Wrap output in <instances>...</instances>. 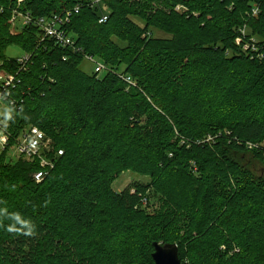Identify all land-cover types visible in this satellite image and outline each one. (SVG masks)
<instances>
[{
    "label": "trees",
    "instance_id": "1",
    "mask_svg": "<svg viewBox=\"0 0 264 264\" xmlns=\"http://www.w3.org/2000/svg\"><path fill=\"white\" fill-rule=\"evenodd\" d=\"M92 1L0 0V74L17 80L0 121L11 135L0 264H154L155 243L177 244L182 264H264V59L235 42L247 25L264 45V0H104V24ZM76 6L66 31L78 52L34 22L12 31L16 13L36 21ZM10 46L30 56L22 71ZM86 56L112 72L87 74ZM122 66L134 85L115 73ZM28 127L54 149L40 183L39 161L7 163ZM127 171L150 183L114 191ZM150 193L153 213L140 207Z\"/></svg>",
    "mask_w": 264,
    "mask_h": 264
},
{
    "label": "built area",
    "instance_id": "2",
    "mask_svg": "<svg viewBox=\"0 0 264 264\" xmlns=\"http://www.w3.org/2000/svg\"><path fill=\"white\" fill-rule=\"evenodd\" d=\"M104 0H93L92 6L101 5L103 11L105 12L100 18L99 23L104 24L109 19L110 11L108 7L103 3ZM175 11L177 13H185L188 11L182 5H178L175 7ZM80 12V6H76L73 10L67 11L62 15H54L50 18H40L36 21L30 17V15H18L15 14L13 18V22L15 19L19 17H23V25H30L31 23H35L41 31H43V35L45 38H49L55 41V43L62 48H73L76 52L80 51L75 48V40L73 37L66 31V26L70 23L71 18ZM259 14V8L255 6L252 9V16H257ZM19 28V27H18ZM16 28L17 30H19ZM86 60L95 64L94 72L96 74H106L107 72H112V70L108 69L103 62L98 60L93 56H86ZM30 60L29 55H24L19 58L18 61L20 63V71L25 69L26 64ZM1 65V63H0ZM119 75V77L132 85L133 81L130 77L121 74L120 72H115ZM16 76L1 73L0 74V105L10 104L14 106L16 101L12 99L11 89L15 88L16 85ZM11 135L8 134L4 129L0 127V150L4 151L7 149L10 142ZM249 149L257 148L258 146L255 144H248ZM12 148H15L16 151L24 158L29 160L30 162L39 161L41 169L34 174V179L40 183L44 180V178L48 175L49 171L54 168L55 161L51 159L49 154L54 151L52 142L50 139L46 137L44 132H42L37 127H29L25 130L16 140V143ZM63 151H59L58 155H62Z\"/></svg>",
    "mask_w": 264,
    "mask_h": 264
},
{
    "label": "rangeland",
    "instance_id": "3",
    "mask_svg": "<svg viewBox=\"0 0 264 264\" xmlns=\"http://www.w3.org/2000/svg\"><path fill=\"white\" fill-rule=\"evenodd\" d=\"M24 0H19V2H23ZM133 1V0H131ZM160 9H165L168 11L163 6H158ZM175 10V9H174ZM176 12V11H175ZM17 14V13H16ZM19 15V13H18ZM21 15V14H20ZM16 16H13V18ZM12 18V20H13ZM11 20V28L13 32H17L19 26L21 27L23 25V17H19L15 19L13 22ZM155 31V30H154ZM150 34V37L154 38H168L169 36L163 32L160 31H155L154 34ZM261 39L257 35L252 34V30L247 27V25H244L243 27L239 28L237 30V38H236V44L239 45L242 48V51L244 54L251 59H257L258 61H262L264 59V45L260 44ZM6 55L9 58H21L24 56L23 51L18 47V46H10L7 51ZM99 58V57H98ZM99 60V59H98ZM81 69L86 72L87 74H92L94 73L95 69V64L89 62L88 60H85L82 65ZM125 71V67H120L119 72L123 73ZM103 74H101L102 76ZM134 85V84H133ZM9 106L2 104L0 105V121L2 120V124L4 126L8 125V121L2 119L8 112H9ZM29 128V127H28ZM26 128L25 130H27ZM24 132V131H23ZM22 132V133H23ZM212 139V138H211ZM3 151L0 150V154ZM20 161L26 162V163H31L29 160L26 158L22 157L15 148H11L10 150L7 151V163H18ZM249 168L256 173L257 175H261L263 173V167L253 161L249 165ZM150 183V178L147 176H143L141 174L135 173L133 171H127L120 175L118 179L113 183L112 187L114 191L121 193L125 191L126 189H130L131 191L134 192L135 189H133L134 186L136 185H147ZM151 194V193H150ZM153 193L148 197H145L142 200V203L140 205L141 209H144L145 211L149 213H153L154 211H157L159 207L161 206V203L158 201L157 198L152 197ZM221 249H224L221 248Z\"/></svg>",
    "mask_w": 264,
    "mask_h": 264
},
{
    "label": "water",
    "instance_id": "4",
    "mask_svg": "<svg viewBox=\"0 0 264 264\" xmlns=\"http://www.w3.org/2000/svg\"><path fill=\"white\" fill-rule=\"evenodd\" d=\"M154 264H182L177 244H154Z\"/></svg>",
    "mask_w": 264,
    "mask_h": 264
}]
</instances>
